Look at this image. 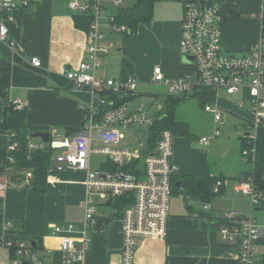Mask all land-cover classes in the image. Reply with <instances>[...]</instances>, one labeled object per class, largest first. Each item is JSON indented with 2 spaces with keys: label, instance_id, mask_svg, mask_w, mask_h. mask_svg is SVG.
I'll return each mask as SVG.
<instances>
[{
  "label": "crops",
  "instance_id": "0c3cea01",
  "mask_svg": "<svg viewBox=\"0 0 264 264\" xmlns=\"http://www.w3.org/2000/svg\"><path fill=\"white\" fill-rule=\"evenodd\" d=\"M13 1L19 6L22 2ZM27 1L26 7H19L15 20L7 24V39L0 41V70L5 64L11 68L8 94L0 97V264H10L12 259L11 250L1 245L9 239L37 244V253L46 257L45 264H62L59 239L53 234V228L58 227L65 234L71 227L68 234L78 245L81 243L87 199L86 174L76 170L57 171L50 166L42 193L32 191L25 180L12 183V176L25 177L28 172L9 164L8 147L13 145L18 149V146L11 142L10 133L1 125L5 109L19 102L26 111L25 128L30 134L26 141L27 154L37 151L30 146L43 143L38 138L36 142L31 134L47 133L50 140L62 141L83 132L92 96L76 89L65 78V72L78 66L85 50L86 30L75 26V16L80 13L71 5L74 2L86 5L90 0ZM187 2L210 3L225 12L221 27L224 53L245 55L260 37L264 0H158L151 22L141 25L131 36L113 31L108 22V17L115 15L118 7H128L131 3L123 1L114 7L111 1L104 0L101 3L104 15L99 24L108 54L103 58L99 76L116 80L130 76L144 78L141 62L152 56L157 64L147 69L151 78L155 67H159L166 78L192 77L194 68L182 63L179 51L182 11ZM31 58H37L40 67H33ZM217 104L223 114L238 116L242 110L241 106L224 100ZM165 116L159 113L155 119ZM211 134L212 131L209 136L200 137L189 129L173 135L171 162L177 168L174 175L177 191L169 202L167 236L163 240L138 239L134 252L136 264H237L236 247L223 241L218 231L225 215L237 211L245 216L249 208L250 215L254 212L247 197L234 189L245 180L243 173L248 164L241 156L240 137L237 165L230 167L228 149ZM96 135L97 130H93L92 136ZM203 137L209 138L208 145L200 143ZM147 144L139 142L137 147L145 150ZM91 146L98 147L99 143L93 141ZM201 175L221 179L220 192L210 202L184 196L182 192L180 184L184 178ZM95 199L99 200L98 204ZM109 200L93 199L95 214L86 232L89 247L84 264H121L120 211L108 204ZM263 205L264 195L259 207ZM7 222L12 223L13 228L5 227ZM263 245L264 238L257 250L260 259H264V252L259 255Z\"/></svg>",
  "mask_w": 264,
  "mask_h": 264
},
{
  "label": "built area",
  "instance_id": "2783aa9c",
  "mask_svg": "<svg viewBox=\"0 0 264 264\" xmlns=\"http://www.w3.org/2000/svg\"><path fill=\"white\" fill-rule=\"evenodd\" d=\"M104 0H94L93 21L86 32L83 60L74 69L65 72V78L78 90H85L92 96V102L86 111V124L83 132L62 141H52L30 146V149L43 150L48 147L55 152L51 166L57 171L76 170L86 174L85 187L87 199L84 202V231L81 243L58 228H53V234L59 239L62 252V264H84L88 253L86 232L93 222L95 206L94 197L100 199H122L123 202L133 196V201L121 209L122 239L121 264H136L134 252L138 239L153 238L163 240L167 236L169 219V202L172 196V178L177 172L171 162L173 155V135L169 130L160 133L158 143L153 152L144 157V168L140 174H129L123 170L129 164L140 159L143 149L118 148L122 139L119 129L126 130L135 126H151L153 120L145 117L142 105L134 107L131 100L121 106L109 109L97 120L98 106L113 107L112 96H136L137 80L130 76L126 80H116L99 76L103 58L108 54V46L104 43L100 30V18L104 15L101 5ZM114 7L121 0H110ZM28 5L22 0L21 7ZM13 0H0V41L8 37L9 22H13L20 7ZM74 11L85 13L89 5H71ZM226 17L219 6L205 2H187L183 6L179 51L181 57L194 60L189 65L194 68L192 77L166 78L159 67L153 70V84L162 85L170 97L192 96L204 90L214 93L213 102L205 103L204 113L212 118V138L220 136L219 126L223 124V111L217 102L222 101L220 94L233 97L239 96L242 102L249 104L250 119L247 121L249 132L243 136L248 142L256 140V133L264 126V37L262 29L259 39L249 52L242 56L226 54L221 47V27ZM110 28L118 33L125 31L124 27L113 25V18L108 17ZM264 25L262 26V28ZM33 67H40L37 58H31ZM17 109L23 107L19 102ZM161 116L165 113L162 105L155 103ZM242 107V106H241ZM97 130L94 138L92 131ZM93 141L99 143L92 147ZM200 143L208 145L209 138L203 137ZM15 147L10 145L8 152L13 153ZM246 155V152H244ZM8 161L13 163L9 156ZM113 167L114 170L110 169ZM32 178L30 172L25 175V182ZM222 182H217L213 193L219 192ZM236 192L248 197L251 210L260 206L262 195L253 188L250 179H245L234 187ZM226 223L219 229V235L225 242L233 244L237 249V264H264V259L258 257V246L264 238L261 230L252 216H243L233 211L223 218ZM5 227L13 228L10 222ZM3 247L12 250V240L1 242ZM15 257L10 264H45V256L32 251L25 241L16 243Z\"/></svg>",
  "mask_w": 264,
  "mask_h": 264
},
{
  "label": "trees",
  "instance_id": "16d2710c",
  "mask_svg": "<svg viewBox=\"0 0 264 264\" xmlns=\"http://www.w3.org/2000/svg\"><path fill=\"white\" fill-rule=\"evenodd\" d=\"M123 1H128L131 5L128 7H118L116 14L111 15V17L113 18L114 26L124 27L125 31L123 34L131 36L137 32L141 25L151 22L153 18L154 6L158 0H121V2ZM94 3V0H90L88 3V11L75 16V26L84 28L86 32L93 21ZM262 36L264 37V27L262 28ZM10 84L11 68L9 64H5L0 70V97H5L8 94ZM213 97L214 93L211 90H204L192 96L168 97L164 112L166 116L161 117L160 119H154L152 125L148 127V149L142 150L140 159L136 160L132 164H129L123 170L129 174H137L138 172V174L142 176L144 157L146 154L154 151L162 131L169 130L172 135H174L178 132H185L190 129V125L187 122L181 121L177 118L178 106L185 100L196 99L199 106L203 107L205 103H211L213 101ZM133 98L134 96L130 94L124 97L123 95L112 96L114 106H98L97 111L99 112V115L96 117L97 120H100L104 112L109 109L117 108L125 101L132 100ZM25 119L26 111L24 108L17 109L15 105H11L4 111L1 126L4 130L10 133L11 142L16 143L18 146V149L15 147V151L11 153L13 163L9 164L11 166H15V168L19 171L30 172L32 178L30 182L27 183L28 186L32 189V191L42 193L45 188L46 175L50 169L54 152L48 147H45L43 150H37L27 154L26 141L29 139L30 134L25 128ZM239 140H241V156L246 158L248 164V169L243 173V178L251 180L254 190L262 195V202L264 195V126H261L257 131L256 140L254 142H248L243 137H240ZM244 152H246V155ZM110 169L114 170L113 167H110ZM219 181H221V179L212 178L209 175H201L199 177H186L182 180L180 185L182 186L184 196L199 198L205 202H210L220 192L219 189L217 194L213 193V189ZM171 183L173 194L177 191L174 176ZM132 201L133 196L131 195L129 200L126 202H123L121 198H118L110 199L108 204L116 207L118 211H120L121 217V209L126 204L132 203ZM225 223L226 221L224 219L220 220V225ZM22 240L23 239L12 240L14 244V247L11 250L12 258L15 257L16 243ZM30 247L31 250L35 252L39 249L37 244L34 246L30 244Z\"/></svg>",
  "mask_w": 264,
  "mask_h": 264
},
{
  "label": "rangeland",
  "instance_id": "374dc122",
  "mask_svg": "<svg viewBox=\"0 0 264 264\" xmlns=\"http://www.w3.org/2000/svg\"><path fill=\"white\" fill-rule=\"evenodd\" d=\"M123 5L126 6V4ZM225 53L230 54L231 52ZM234 54L237 55L238 53L234 52ZM180 58L182 60V57ZM155 64H157V60L155 57L151 56L143 59V61L141 62V74L144 75V78L134 76L138 82V87L135 92L138 95L131 100V103L134 107L142 105L145 117L150 120H154L160 113L157 108L153 107V105L157 103L158 105H162L165 107L166 102L168 101L167 97L169 96L168 91L165 87L152 83L153 76L151 78L150 72H148L147 69L154 66ZM220 97L223 98L226 103L231 102V104L233 105L242 106V110H239L240 114L238 116L234 115L233 113L225 112L223 114V124L219 126L220 136L218 137V140L223 141L226 149H228V163L230 167H234V165H237V156L239 158V155H237L236 153L239 143L238 137H241L247 132H249L252 136H254L255 133L253 129H249L247 126V121L250 119L248 114V112L250 111L249 104L247 102H242L239 96L229 97L225 96L224 94H220ZM177 118L179 120L187 122L190 125L191 132L197 136H209L210 132L212 131V118L208 114L204 113L203 108L199 106L196 99H188L183 101L177 108ZM147 128V126H135L132 128H128L123 132L121 131V129H119L122 134V139L120 141L119 147L132 149L136 148L139 142L143 145H146L148 140ZM35 141L38 142L37 139ZM238 161L240 160L238 159ZM242 163H244V161H242ZM98 203L99 200L95 199V204ZM245 216L254 217L259 228L261 230L264 229V205L263 207L258 206V209L254 210L251 215L249 208V211L246 212ZM263 252L264 245L260 248L259 255L262 256Z\"/></svg>",
  "mask_w": 264,
  "mask_h": 264
},
{
  "label": "water",
  "instance_id": "95a60500",
  "mask_svg": "<svg viewBox=\"0 0 264 264\" xmlns=\"http://www.w3.org/2000/svg\"><path fill=\"white\" fill-rule=\"evenodd\" d=\"M182 63L185 65H191L194 63V60L191 58L184 57L182 58ZM32 139H40L43 143H48L49 141V134L47 133H34L31 134ZM25 180V177L22 175L12 176L11 181L12 183H18Z\"/></svg>",
  "mask_w": 264,
  "mask_h": 264
}]
</instances>
